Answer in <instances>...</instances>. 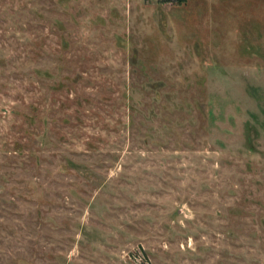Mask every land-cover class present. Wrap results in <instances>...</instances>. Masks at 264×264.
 Instances as JSON below:
<instances>
[{"label":"rangeland","instance_id":"1","mask_svg":"<svg viewBox=\"0 0 264 264\" xmlns=\"http://www.w3.org/2000/svg\"><path fill=\"white\" fill-rule=\"evenodd\" d=\"M0 264H264V0H0Z\"/></svg>","mask_w":264,"mask_h":264},{"label":"trees","instance_id":"2","mask_svg":"<svg viewBox=\"0 0 264 264\" xmlns=\"http://www.w3.org/2000/svg\"><path fill=\"white\" fill-rule=\"evenodd\" d=\"M181 1H184V0H181Z\"/></svg>","mask_w":264,"mask_h":264}]
</instances>
